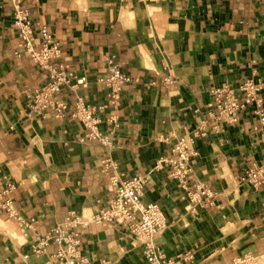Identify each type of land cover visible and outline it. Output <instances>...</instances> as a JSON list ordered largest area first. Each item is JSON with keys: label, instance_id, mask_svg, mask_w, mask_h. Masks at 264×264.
<instances>
[{"label": "crops", "instance_id": "1", "mask_svg": "<svg viewBox=\"0 0 264 264\" xmlns=\"http://www.w3.org/2000/svg\"><path fill=\"white\" fill-rule=\"evenodd\" d=\"M16 1L32 23L47 26L70 72L86 78L54 96L67 106L58 115L32 109L49 77L21 46ZM108 59L131 79L115 102L104 80ZM248 78L260 83L264 101V0H0V264H52L55 244L36 254L37 237L72 211L86 218L105 207L112 175L145 178L142 200L167 219L156 238L165 257L234 264L263 256L264 183L251 186L243 175L264 164V122L252 105L235 121L208 105L213 88L236 89ZM78 96L94 106L107 143L89 137L74 115ZM198 126L206 135L194 139L184 190L167 177L163 159L175 137ZM196 179L212 194L198 203L189 197ZM6 200L14 215L1 208ZM78 232V249L92 264H147L123 226Z\"/></svg>", "mask_w": 264, "mask_h": 264}, {"label": "built area", "instance_id": "2", "mask_svg": "<svg viewBox=\"0 0 264 264\" xmlns=\"http://www.w3.org/2000/svg\"><path fill=\"white\" fill-rule=\"evenodd\" d=\"M13 25L18 29L22 48L30 55L33 61L41 68L47 69L49 80L33 93L32 109L47 110L53 108L56 115L65 110L67 106L55 99V95L64 85L75 87L85 85V76L75 77L68 66L61 60V47L44 24L35 25L28 14L16 1L13 4ZM38 40V43H35ZM110 72L104 77L109 86V98L115 102L119 99L122 87L128 83L130 77L112 59L107 60ZM75 82L72 83V79ZM262 86L259 82L248 78L236 89L227 85L213 88V97L209 106L219 110V116L230 121L236 120V112L245 109L248 105L254 107L259 114L261 122L263 116V97L260 94ZM222 94H224L222 96ZM94 106L88 103L82 96L76 97L74 115L78 117L85 127L90 129L89 137L107 143V139L96 129V121L93 117ZM206 131L198 126L188 134L175 137L170 155L163 159L167 164L166 175L179 187L189 188V178L193 174L192 157L195 154L194 139L205 136ZM243 179L251 186L258 187L264 183V164H255L244 172ZM8 186L11 182L6 181ZM111 183L115 185L114 195L107 205L98 209L90 217L83 218L73 211L65 217L63 222L56 225L53 230L43 236L37 237L34 245V253L43 252L50 243L55 244V250L51 254L52 264H92L90 258L84 254L78 246L80 235L78 229L90 224L106 225L116 223L130 232L135 243L141 247L147 264H182L183 261H192L193 254L178 253L174 257H165L161 253L156 238L167 226V219L161 207L155 202L142 200L145 178L142 175H134L131 178L111 176ZM202 196H212L207 191L205 184L196 179L195 191L191 193L190 201L198 203ZM1 208L14 215L9 200L1 204ZM26 256V255H25ZM234 264H259L255 256L244 255L235 260Z\"/></svg>", "mask_w": 264, "mask_h": 264}, {"label": "rangeland", "instance_id": "3", "mask_svg": "<svg viewBox=\"0 0 264 264\" xmlns=\"http://www.w3.org/2000/svg\"><path fill=\"white\" fill-rule=\"evenodd\" d=\"M256 260L258 261L259 264H264L262 260V256H255Z\"/></svg>", "mask_w": 264, "mask_h": 264}, {"label": "bare ground", "instance_id": "4", "mask_svg": "<svg viewBox=\"0 0 264 264\" xmlns=\"http://www.w3.org/2000/svg\"><path fill=\"white\" fill-rule=\"evenodd\" d=\"M262 260H263V263H264V255L262 256Z\"/></svg>", "mask_w": 264, "mask_h": 264}]
</instances>
